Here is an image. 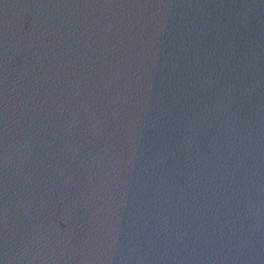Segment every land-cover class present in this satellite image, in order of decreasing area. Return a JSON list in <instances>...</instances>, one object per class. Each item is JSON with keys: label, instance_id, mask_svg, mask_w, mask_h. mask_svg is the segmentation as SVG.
<instances>
[{"label": "water", "instance_id": "1", "mask_svg": "<svg viewBox=\"0 0 264 264\" xmlns=\"http://www.w3.org/2000/svg\"><path fill=\"white\" fill-rule=\"evenodd\" d=\"M0 264H264V0H0Z\"/></svg>", "mask_w": 264, "mask_h": 264}]
</instances>
